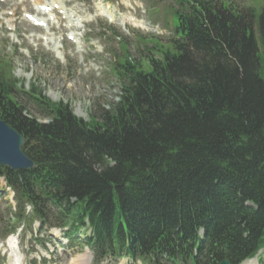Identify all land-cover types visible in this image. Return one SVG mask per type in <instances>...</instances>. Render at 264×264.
<instances>
[{
  "label": "trees",
  "instance_id": "16d2710c",
  "mask_svg": "<svg viewBox=\"0 0 264 264\" xmlns=\"http://www.w3.org/2000/svg\"><path fill=\"white\" fill-rule=\"evenodd\" d=\"M232 1L175 0L166 48L147 70L119 63L118 101L88 122L0 69V120L35 164L0 167L15 227L71 242L87 222L96 261L238 264L264 247V8Z\"/></svg>",
  "mask_w": 264,
  "mask_h": 264
},
{
  "label": "rangeland",
  "instance_id": "374dc122",
  "mask_svg": "<svg viewBox=\"0 0 264 264\" xmlns=\"http://www.w3.org/2000/svg\"><path fill=\"white\" fill-rule=\"evenodd\" d=\"M52 1L44 2L57 11L40 18L47 23L39 28L24 17L26 13H37L35 1L16 0L21 9L14 4V14L11 2H0V69L25 89L34 85L51 101L67 104L74 116L88 122L118 101L121 80L114 69L119 67L118 63L127 59L137 68L147 70L144 56L153 51V56L158 57L159 53L152 48H166L172 32L169 26L164 27L154 19L166 18L171 25L170 14L175 3L151 0V7L157 9L151 14L149 0H56L53 5ZM25 2L29 4L24 8ZM232 2L238 8L252 9L255 14L264 8V0ZM108 24L115 32L107 30ZM49 40L55 41L57 50L48 44ZM261 77L264 78V63ZM38 120L46 121L41 117ZM0 186H4L1 179ZM10 196L8 192L0 197V241L9 226L6 214ZM31 229L33 235L38 233L37 224ZM10 237L9 243H6L8 238L0 243V264L7 263L11 245L18 247L21 264H72L76 257L88 251L82 246H66L55 229L49 234L42 231L33 238L29 234L25 237L23 232ZM86 253L89 254L87 264H94L90 253ZM258 259L260 264L264 254H259ZM101 264L112 263L105 260ZM118 264L132 262L122 259Z\"/></svg>",
  "mask_w": 264,
  "mask_h": 264
},
{
  "label": "water",
  "instance_id": "95a60500",
  "mask_svg": "<svg viewBox=\"0 0 264 264\" xmlns=\"http://www.w3.org/2000/svg\"><path fill=\"white\" fill-rule=\"evenodd\" d=\"M22 135L0 120V165L15 169H29L34 163L22 151ZM221 264H228L222 261Z\"/></svg>",
  "mask_w": 264,
  "mask_h": 264
},
{
  "label": "bare ground",
  "instance_id": "6f19581e",
  "mask_svg": "<svg viewBox=\"0 0 264 264\" xmlns=\"http://www.w3.org/2000/svg\"><path fill=\"white\" fill-rule=\"evenodd\" d=\"M7 1V0H5ZM9 2L13 1V0H8ZM24 1V0H22ZM35 1V4L36 5H39L37 10L35 9V11L37 12L36 13V16H39L40 14H42V10L39 8L40 6H43V7H48L49 5H47V3L44 2V0H34ZM56 0H53L52 1V5L53 3H55ZM15 6V5H14ZM101 7V6H100ZM60 9V8H59ZM14 11L15 9L13 10V14H14ZM57 10H55L54 12H56ZM106 13V12H105ZM49 34V33H48ZM48 44H50L52 47H54V49H56V43L55 41L53 40H49ZM56 45V46H55ZM57 50V49H56ZM54 51V50H53ZM55 52V51H54ZM88 258H89V254L85 252V254H82L81 256L79 257H76L75 260L72 262V264H87V261H88ZM9 264H17L16 263V260L12 259L9 261ZM23 264V263H22ZM243 264H254V259H251V260H248V261H245Z\"/></svg>",
  "mask_w": 264,
  "mask_h": 264
}]
</instances>
